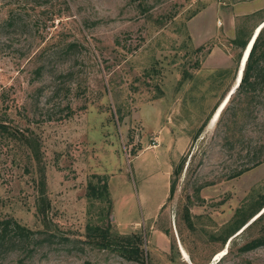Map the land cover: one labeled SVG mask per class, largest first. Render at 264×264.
<instances>
[{
  "label": "rangeland",
  "instance_id": "obj_1",
  "mask_svg": "<svg viewBox=\"0 0 264 264\" xmlns=\"http://www.w3.org/2000/svg\"><path fill=\"white\" fill-rule=\"evenodd\" d=\"M45 2L0 0V120L37 137L53 225L84 239L109 219L113 233L141 237L145 264H216L237 211L264 197V163L229 177L264 145V91L233 127L242 138L224 143L226 114L211 124L264 0ZM65 38L76 44L68 57L59 55ZM33 171L20 141L0 135V216L38 230ZM92 175L106 177L110 206L88 197ZM245 260L264 264V247L220 264ZM85 262L137 264L79 246L31 264ZM3 264H16L13 255Z\"/></svg>",
  "mask_w": 264,
  "mask_h": 264
},
{
  "label": "trees",
  "instance_id": "obj_2",
  "mask_svg": "<svg viewBox=\"0 0 264 264\" xmlns=\"http://www.w3.org/2000/svg\"><path fill=\"white\" fill-rule=\"evenodd\" d=\"M39 5H45L46 0H36ZM140 9H144L143 4H138ZM262 19L260 23L263 21ZM259 23V24H260ZM258 24V25H259ZM257 25V26H258ZM5 26L8 29H15L17 27V19L13 17V13L7 16ZM247 40L240 42V47L245 49ZM59 55L68 57L76 44L70 42L67 38L63 41ZM45 50V48H44ZM36 58L38 55L35 56ZM42 67L37 68L39 73ZM258 90L264 91V26L259 31L254 43L249 52L246 60L242 77L235 92L230 96L225 108L221 111L219 118L228 115V125L223 136V141L227 145L234 139L242 138L243 128L236 133L233 127L238 121L244 120L245 112L250 108L253 103L255 94ZM234 104V107L230 106ZM240 119V120H239ZM0 120V135L17 139L20 141L21 146L26 149L31 169L34 170V183L36 190L35 212L39 218L41 229L31 230L12 217L0 216V264L5 263L6 259L13 255L16 264H31L32 261L38 257V260L45 261L48 256L53 253L70 254L76 246L79 250L83 251L84 248H95L100 251L115 253L128 261L137 264H145L144 250L141 244V237L137 235L121 236L113 233L110 230V221L106 226H94L87 228L90 230L84 239H74L67 234L61 233L52 223L49 216L51 205L47 196L45 168L42 164V155L40 152V143L37 137L29 130H19L15 127L11 133L8 128ZM202 131V127L198 129L194 139H196ZM249 163L250 167H246L231 174L230 178H237L244 172L250 170L264 163V145L255 146L252 150ZM185 159L182 158L178 165L173 170L174 180L171 181L169 186L168 198L172 196L175 190V184L179 179ZM28 171V169H26ZM92 180L87 185V195L91 199H105L108 206L111 205L109 200V191L107 179L105 176L92 175ZM110 208V207H109ZM264 197L260 196L258 200L251 202L246 208L240 209L235 214L231 221V225L224 230L223 237L221 238L220 250L224 249L229 238L236 232L243 229L239 234L246 233L245 239L242 243L236 242L234 237L227 249V252L216 264H220L224 259L237 256L243 257L244 255L253 252L259 248L264 247ZM187 212V211H186ZM188 213V212H187ZM109 218V216H108ZM187 222L190 225V219L187 216ZM167 233V232H166ZM191 263L196 264L190 257ZM84 264H90L85 262ZM245 264H254V262L246 261Z\"/></svg>",
  "mask_w": 264,
  "mask_h": 264
},
{
  "label": "bare ground",
  "instance_id": "obj_3",
  "mask_svg": "<svg viewBox=\"0 0 264 264\" xmlns=\"http://www.w3.org/2000/svg\"><path fill=\"white\" fill-rule=\"evenodd\" d=\"M263 25H264V24H263ZM263 25H262V26H259V25H258V26L256 27L255 32H256L257 35H258L259 31L261 30V28L263 27ZM256 34L254 35L253 40L250 41V42H248L249 44H248L247 48H245V49L243 50V53H244V54L242 53V56H243V57H242V60H240V63H239V65H240V68L238 69V70H239V73H237V76H236V79H235L234 85H233V87L231 88L230 92L225 96V98L223 99V101H222V102L220 103V105L218 106L216 112L214 113V116L212 117L211 124H213V123L217 120V118L219 117L221 111H222L223 108L226 106V104H227V102H228L230 96L233 94V92L235 91V89H236L237 86L239 85L240 80H241V77H242L243 69H244V66H245V63H246V60H247V58H248V55H249V52H250V50H251V47H252V45H253V43H254V40H255V38H256V36H257ZM237 72H238V71H237ZM182 251H183V250H182ZM226 252H227V251H225V249L221 250L220 252H218V253L215 255L214 260H216V261L219 260L220 258H222V256H224V255L226 254ZM182 253H183V255L185 256V258H187V255L185 254V252L183 251Z\"/></svg>",
  "mask_w": 264,
  "mask_h": 264
},
{
  "label": "water",
  "instance_id": "obj_4",
  "mask_svg": "<svg viewBox=\"0 0 264 264\" xmlns=\"http://www.w3.org/2000/svg\"><path fill=\"white\" fill-rule=\"evenodd\" d=\"M264 24V20L259 24V26H262ZM264 26V25H263ZM256 34V32L254 31V33H253V35L250 37V39H249V41L248 42H250V41H252L253 40V37H254V35ZM257 35V34H256ZM257 37V36H256ZM256 39V38H255ZM247 42V45L245 46V48H247V46H248V43ZM244 54V53H243ZM242 57L243 56H241V59L240 60H242ZM240 62V61H239ZM239 68H240V65H239ZM237 73H239V70H238V72ZM264 211V208L261 210V212H263ZM244 229V228H243ZM243 229H241V230H239L238 232H236L237 234L235 235V236H237V235H239L241 232H242V230ZM235 236H233V237H235ZM232 240V237L231 238H229L228 239V241H227V243H226V247L224 248L225 249V251H227V247H228V244L230 243V241Z\"/></svg>",
  "mask_w": 264,
  "mask_h": 264
}]
</instances>
